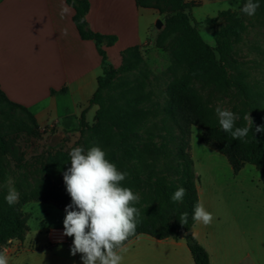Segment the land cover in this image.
Wrapping results in <instances>:
<instances>
[{
    "label": "rangeland",
    "instance_id": "374dc122",
    "mask_svg": "<svg viewBox=\"0 0 264 264\" xmlns=\"http://www.w3.org/2000/svg\"><path fill=\"white\" fill-rule=\"evenodd\" d=\"M155 1L159 19L153 25L150 37L138 45L139 59L134 61V69L120 73L108 91L111 101L122 97L132 108L136 106L145 111L146 132L118 142L114 128L96 125V114L83 122L80 119L77 126L68 129H63L57 121L39 123L30 111L7 102L0 93V179L11 177L22 187L52 189L68 195L63 172L71 166L69 151L77 146L87 150L95 145L106 152L107 159L120 171L128 173L121 183L139 194L140 200L134 207L140 212L153 196V185L147 176L153 167L162 164L155 145L159 146L163 141L164 107L170 102L177 103L179 117H187L190 108L198 102L213 109L221 106L231 110L239 117L236 122L241 127L248 126L247 115L252 121L261 120L264 99L258 93L252 99L253 105L260 108L257 112L237 91L219 82L218 66L221 63L216 47L219 41L230 38V64L239 63L241 73L262 89L264 2L258 1L260 6L253 16L230 10L221 16L198 21L192 15L193 5L183 7L178 0H153L151 7ZM195 32L208 50L198 51ZM109 60L116 68L122 65L121 54L118 60ZM191 130L190 145L197 170L201 172L202 185L208 174L200 165L216 168L219 181L223 183L220 185L223 190L216 191L217 201L224 195L244 216L241 227L218 224L219 239L264 243V171H257L261 173L258 176L257 169L252 171L253 165L248 164L242 173L244 183L233 185L228 181L230 175L225 172V164L229 165L227 158L201 142L203 130L200 127L192 126ZM135 164L140 169L138 173L133 168ZM52 203L55 204L33 201L26 203L23 210L32 212L39 220H46L50 226L63 227L65 211ZM43 209L47 211L43 213ZM34 225L35 219L29 217L28 226ZM31 233L28 240L31 237L40 240V234L34 230ZM146 250L145 246H136L126 252L132 257V264H139L135 260H139ZM215 251L214 264H221L217 244Z\"/></svg>",
    "mask_w": 264,
    "mask_h": 264
},
{
    "label": "crops",
    "instance_id": "0c3cea01",
    "mask_svg": "<svg viewBox=\"0 0 264 264\" xmlns=\"http://www.w3.org/2000/svg\"><path fill=\"white\" fill-rule=\"evenodd\" d=\"M88 1V27L96 33L117 37L114 45L104 46L108 57L115 61L122 51L142 45L150 37L160 15L157 8L142 6L138 0ZM184 2L194 4L192 15L198 21L242 7L241 0L235 10L232 6L237 0ZM63 4L71 11L61 18L62 0H0V90L10 102L30 111L39 123L57 121L63 129H68L77 126L82 116L89 120L96 114L97 107L91 104V99L102 68L95 42L81 37L74 23V8L66 0ZM90 105L93 106L87 112ZM191 156L193 158L192 150ZM228 163L225 164L226 175H230L228 181L233 185L243 184L242 173L249 163L238 172ZM194 166L200 178L199 201L213 214L214 220L208 226L195 223L192 233L208 252L210 264L215 263L216 244L219 245L221 264H264V243L259 240L229 242L219 239L218 224L241 227L244 216L224 195L217 201L216 191L223 190L217 169L200 165L208 174L203 186L195 161ZM251 169H257L258 176L261 173L257 171H264L255 165ZM46 211L42 210L43 213ZM26 213L35 219V225L29 226L24 240H12L6 246L9 264H82L81 254L70 255L72 237H67V242L51 238L52 229L63 227L50 226L32 212ZM33 230L40 234V240L34 237L28 240ZM136 246L147 248L139 260H135L139 264H195L186 234L165 239L139 234L126 243L121 264H132V257L126 251Z\"/></svg>",
    "mask_w": 264,
    "mask_h": 264
},
{
    "label": "trees",
    "instance_id": "16d2710c",
    "mask_svg": "<svg viewBox=\"0 0 264 264\" xmlns=\"http://www.w3.org/2000/svg\"><path fill=\"white\" fill-rule=\"evenodd\" d=\"M68 5L74 8V23L84 40H93L101 57L102 74L97 79V89L91 99V104L97 105L95 119L98 126H109L117 133L118 142L130 136L145 133L147 122L143 118L144 110L131 107L124 98L110 100L108 91L120 73H129L135 67L134 61L139 59V46H132L122 51V65L116 68L109 60L104 46H112L117 41L114 35H104L92 31L88 27L87 14L90 8L88 0H66ZM153 0H138L142 6L151 7ZM183 7H191L192 3L178 0ZM255 1V0H254ZM259 1V0H258ZM264 2V0H261ZM246 0H241L242 6ZM157 8V2L153 3ZM230 11V10H228ZM220 12L223 15L225 12ZM198 51H206L209 47L200 40L198 34ZM235 35V33H234ZM232 48L230 38H224L218 42L216 51L219 55V82L225 87L237 91L253 109L256 108L252 99L257 93L264 99V86L262 89L257 82L251 81L241 73L239 63L229 62V50ZM261 89V91H260ZM54 91H52L53 93ZM5 100L6 95L0 90ZM264 103V102H263ZM18 105V104H14ZM21 106V105H18ZM23 107V106H22ZM25 108V107H24ZM251 108V109H252ZM166 118L163 121V141L159 146L155 145V151L161 157V166L153 167L147 179L153 185V196L148 203L141 207L140 216L136 228V234L129 238L132 240L139 234L151 235L157 239L168 237L178 238L186 234L187 245L190 249L195 264H210L209 254L197 241L192 233L193 209L199 201L198 181L194 160L191 156L192 126L203 130L201 142L227 157L235 172H238L246 164H252L264 169V132L255 133L256 126H264V110L261 120L253 121L251 130L243 139H233L230 133L224 132L218 121L215 109L201 103H195L189 110L187 117H179V108L175 101L164 107ZM244 117L241 115V118ZM84 117L82 116V122ZM81 122V123H82ZM235 123V127H241ZM255 133V135H254ZM151 137V136H150ZM136 173L140 172L137 164L133 166ZM19 192V200L9 205L7 195V179H0V248L6 247L12 240H24L29 230V215L23 210V206L29 202H54L60 209H65L71 202L68 195L52 189L28 188L14 183ZM184 187L186 194L182 202H173L171 197L178 187ZM188 213V223L181 224L180 216ZM190 232V234H187ZM127 241V242H128ZM126 242V243H127Z\"/></svg>",
    "mask_w": 264,
    "mask_h": 264
},
{
    "label": "clouds",
    "instance_id": "9594fccd",
    "mask_svg": "<svg viewBox=\"0 0 264 264\" xmlns=\"http://www.w3.org/2000/svg\"><path fill=\"white\" fill-rule=\"evenodd\" d=\"M237 4L232 6L236 9ZM258 0H246L239 11L253 16L259 8ZM71 9L63 4L61 18L70 14ZM64 34H67L65 29ZM215 113L221 129L230 133L233 139L248 136L253 121L250 115L245 117L248 126L235 127L239 117L227 108L217 106ZM264 132V126H256L255 133ZM254 133V135H255ZM70 167L63 172V181L71 202L66 205L63 219V235L72 237L70 255L81 254L82 264H121V253L126 242L136 234L139 209L134 207L140 196L131 188L122 186L128 173L122 172L117 165L107 159V154L99 146L85 150L82 146L69 151ZM6 202L11 206L19 200V192L14 180H7ZM186 194L184 187H178L173 193V202H182ZM181 224L188 223V213L180 216ZM193 222L210 225L214 216L204 205L197 202L193 209ZM0 264H9L8 249L0 248Z\"/></svg>",
    "mask_w": 264,
    "mask_h": 264
},
{
    "label": "built area",
    "instance_id": "2783aa9c",
    "mask_svg": "<svg viewBox=\"0 0 264 264\" xmlns=\"http://www.w3.org/2000/svg\"><path fill=\"white\" fill-rule=\"evenodd\" d=\"M51 238L54 241H63V242L68 241L67 236L63 235V229H56V228L52 229L51 230ZM4 248H6V247H4Z\"/></svg>",
    "mask_w": 264,
    "mask_h": 264
},
{
    "label": "water",
    "instance_id": "95a60500",
    "mask_svg": "<svg viewBox=\"0 0 264 264\" xmlns=\"http://www.w3.org/2000/svg\"><path fill=\"white\" fill-rule=\"evenodd\" d=\"M187 234H190V232H188Z\"/></svg>",
    "mask_w": 264,
    "mask_h": 264
}]
</instances>
